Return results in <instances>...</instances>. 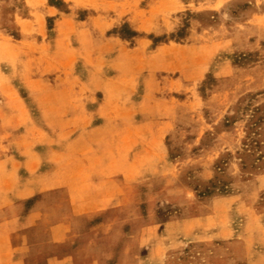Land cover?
<instances>
[{
  "label": "rangeland",
  "instance_id": "374dc122",
  "mask_svg": "<svg viewBox=\"0 0 264 264\" xmlns=\"http://www.w3.org/2000/svg\"><path fill=\"white\" fill-rule=\"evenodd\" d=\"M136 128L114 263L264 264V0H0V196L126 175Z\"/></svg>",
  "mask_w": 264,
  "mask_h": 264
},
{
  "label": "crops",
  "instance_id": "0c3cea01",
  "mask_svg": "<svg viewBox=\"0 0 264 264\" xmlns=\"http://www.w3.org/2000/svg\"><path fill=\"white\" fill-rule=\"evenodd\" d=\"M165 122L152 120L151 125L146 123L150 130L144 134L139 133L138 128L121 132L119 139H130L131 142L126 144V150L118 148V154L114 155H121L124 151L135 157L127 162L126 175L113 163V176L101 178L96 172L110 164L107 166V162L99 158L89 165L78 163L76 169L73 168L75 164H67L66 179L45 182L42 184L44 188L37 180L35 183L18 180L13 184L9 181L5 184L6 180H2V184L13 187L16 193L0 196V264H116V221L123 218V197L136 192L133 188L137 186L139 170L143 169L138 157L144 155L148 158L144 162L147 174L155 164V159L150 157L162 150L155 146L159 141H147L146 146L138 151V140L144 135L146 140L162 139ZM12 170H15L14 166ZM73 170L91 173L81 179L76 178ZM108 220H113V225H108ZM150 232H156L153 224L146 228L145 234L148 236ZM150 238L148 236L146 241ZM132 257L131 264H137L136 251Z\"/></svg>",
  "mask_w": 264,
  "mask_h": 264
},
{
  "label": "trees",
  "instance_id": "16d2710c",
  "mask_svg": "<svg viewBox=\"0 0 264 264\" xmlns=\"http://www.w3.org/2000/svg\"><path fill=\"white\" fill-rule=\"evenodd\" d=\"M50 2L52 3V0H50Z\"/></svg>",
  "mask_w": 264,
  "mask_h": 264
}]
</instances>
